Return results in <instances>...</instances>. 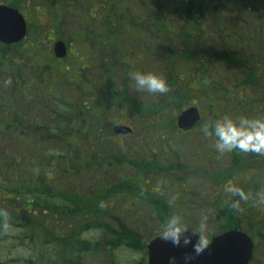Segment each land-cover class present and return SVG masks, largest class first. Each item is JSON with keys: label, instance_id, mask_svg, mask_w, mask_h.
I'll return each mask as SVG.
<instances>
[{"label": "trees", "instance_id": "16d2710c", "mask_svg": "<svg viewBox=\"0 0 264 264\" xmlns=\"http://www.w3.org/2000/svg\"><path fill=\"white\" fill-rule=\"evenodd\" d=\"M263 2L47 0L50 9L60 5L47 33L29 22L24 40L0 44V264L16 262L19 249L29 255L23 264L101 255L107 264H145V239L169 215L189 217L196 200L213 232L244 227L263 238L264 170L250 164L264 166V154L225 153L228 168L208 176L199 168L194 177L179 150L180 139L197 129L208 138L202 127L225 115L264 117ZM81 6L87 13L74 14ZM79 18L84 31L62 30ZM66 36L85 43L87 55L60 60L45 49L55 37L67 44ZM128 44L139 47L130 59ZM227 67L236 73L222 83L216 70ZM133 71L162 76L169 91L136 92ZM192 94L208 117L179 131L175 114ZM124 118L135 127L121 145L112 127ZM148 130L151 145L140 137ZM201 175L212 185L208 197L196 184Z\"/></svg>", "mask_w": 264, "mask_h": 264}, {"label": "rangeland", "instance_id": "374dc122", "mask_svg": "<svg viewBox=\"0 0 264 264\" xmlns=\"http://www.w3.org/2000/svg\"><path fill=\"white\" fill-rule=\"evenodd\" d=\"M7 2H9V0H0V4H7ZM46 2L47 0H30V1L20 0L17 3V9L21 12L23 16L26 17V20L28 21V23L30 22L31 24L32 22V26L35 25V28H37V30H41V25H42L43 29L45 30L43 31L44 33L45 32L47 33V30L52 28L55 22H58L59 15H60V12H59L60 5L59 4L54 5L52 9H50L51 7L48 8ZM260 7H261V10L264 12V2L260 5ZM86 10H87L86 7L85 9H83V7L81 6L79 11L74 10V14L81 15L83 14V12L87 13ZM91 10L92 9H90L88 13H91ZM52 17H54L55 21H53ZM81 23H82V19L80 18L79 19H67L66 25L63 27L62 30H64L66 33L69 31H75L79 33L85 30V28L79 27ZM54 35L55 34H53L52 36ZM263 37H264V34H263ZM263 37H261L260 39L259 47L264 49V38ZM66 38H67V46H68L67 56H70L72 54L73 55L77 54V56L81 59L87 55L88 47L86 46L85 43H82V41L79 40L78 38H72V37L68 38L67 36ZM53 40H56V37ZM54 42H51L50 44H47L46 46H44L45 49H47L48 51H52ZM138 51H139L138 45L128 44L124 46L123 53H124V56H126V58L130 59L132 56H136L137 55L136 53H138ZM235 70L236 68L232 69V68L227 67L223 71L221 68H219L218 70H216V76H219L221 82L223 83V79L227 80L228 77L230 76H232V78L234 77L236 73ZM193 105L199 108L201 116H204L205 118L208 117V112L206 111L204 107L202 108L200 97L198 95L192 94V95H189V103L183 105L181 109L178 112H176L175 117H174V122H175V118L177 114L181 110L186 109L188 106H193ZM120 124H124L130 127H135V125L131 123V120L129 118L122 119V122ZM151 131L152 130H148L146 131V133L142 132V135L140 136L144 139V142L147 143L148 145L154 144L155 139H156L155 133L153 134V132ZM117 141L121 143V145L125 144V140L121 136L117 137ZM180 141L179 142L182 144V146L179 147V150L182 154H184L183 158L189 159L188 157H191L192 159V165L190 164V167L187 170V173L189 175L197 177V174L202 173L199 170V168H201V170L204 172L203 174L206 175V172H207V176H208L210 172L215 171L216 169L217 170L221 169V167L228 168V166L230 165V163H228V161L226 160L227 159L226 156L216 151L214 147L215 138H210V136L208 138H203V135L200 134L198 129L195 130L192 134L186 136L185 138L180 139ZM252 155L255 157L259 156L256 153H253ZM250 166L253 168V171H258V173L261 170H264V166H262V164H259L256 160L251 162ZM204 177L205 176L203 175L199 176L196 180V184L199 186V190L205 196H207L210 193V191H212L211 189L212 185H211V182L207 178H204ZM226 191L229 192V188H227ZM201 205H202V202L199 200H196L194 207H193L194 209L192 210L191 215L189 217L184 218V223L186 227L190 230H193V231L197 230L199 224L203 221L199 216V209ZM261 214H264V207L261 209ZM204 223L207 226L205 238L208 239L211 235L214 234V232L213 230H211V227H212L211 223L209 222H204ZM260 226H262L264 230V222ZM244 229H245L244 227H241V231L251 235L250 231H246ZM92 235L96 236L97 232H92ZM262 244L263 243L260 244L259 251L257 252L256 250L254 251L253 260L251 264H264V258H261L262 256H264V244L263 245ZM14 255H15V258H17V261L14 262L13 264H23L20 258H26L27 256H29L28 253H26V251L21 250V249L16 251ZM120 255L121 256L119 258L120 259L122 258L123 260V256H124L123 252H120ZM130 258L131 259H128V261H134L138 259V256L133 255ZM83 261H84V264H104L105 263L104 258L100 256L99 257L92 256L89 258H83Z\"/></svg>", "mask_w": 264, "mask_h": 264}, {"label": "water", "instance_id": "95a60500", "mask_svg": "<svg viewBox=\"0 0 264 264\" xmlns=\"http://www.w3.org/2000/svg\"><path fill=\"white\" fill-rule=\"evenodd\" d=\"M26 33L27 24L18 9L0 4V43H17L25 38ZM53 53L56 58L66 56L67 47L63 40L54 42ZM200 117L197 107L189 106L179 112L175 125L181 131H188L198 123ZM113 131L125 135L131 132V128L117 124L113 126ZM192 232L189 230V234ZM146 247L148 264H248L253 243L245 232L234 228L212 236L207 247L199 254L193 251L191 244L174 245L160 234L152 238Z\"/></svg>", "mask_w": 264, "mask_h": 264}, {"label": "clouds", "instance_id": "9594fccd", "mask_svg": "<svg viewBox=\"0 0 264 264\" xmlns=\"http://www.w3.org/2000/svg\"><path fill=\"white\" fill-rule=\"evenodd\" d=\"M129 79L134 82V89L138 93L164 94L169 91L166 80L152 72L133 71L129 74ZM201 130L205 136L215 137L214 147L220 154L237 150L242 153L264 154V117L233 118L225 115L218 118L211 126L205 124ZM229 191L238 194L241 199L244 198V193L238 189H229ZM0 215L7 214L0 212ZM206 231L207 226L202 221L198 229L189 234L184 218L179 214L169 215L160 225L162 238L171 241L174 245L191 244L197 254L207 247Z\"/></svg>", "mask_w": 264, "mask_h": 264}, {"label": "flooded vegetation", "instance_id": "af4514ba", "mask_svg": "<svg viewBox=\"0 0 264 264\" xmlns=\"http://www.w3.org/2000/svg\"><path fill=\"white\" fill-rule=\"evenodd\" d=\"M252 240H253V253H254L255 250H256V252L259 251L261 243L264 244V238H258V239L257 238H252ZM207 241L209 242V240H207ZM145 251H146V249H144V252ZM101 257L104 258V262H105L104 264H107V261H106L107 259L105 258V256L101 255ZM140 257H141V255H140ZM261 258H264V256H262ZM141 259H142L143 262H145V264H148L147 263V252L145 253V255H142ZM251 263H252V260L250 261V264Z\"/></svg>", "mask_w": 264, "mask_h": 264}]
</instances>
